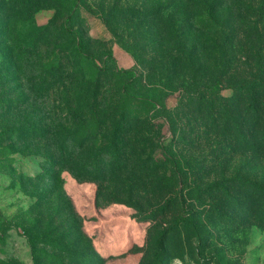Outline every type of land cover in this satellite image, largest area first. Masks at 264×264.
<instances>
[{"label":"rangeland","instance_id":"1","mask_svg":"<svg viewBox=\"0 0 264 264\" xmlns=\"http://www.w3.org/2000/svg\"><path fill=\"white\" fill-rule=\"evenodd\" d=\"M259 2L0 0V264H264Z\"/></svg>","mask_w":264,"mask_h":264},{"label":"trees","instance_id":"2","mask_svg":"<svg viewBox=\"0 0 264 264\" xmlns=\"http://www.w3.org/2000/svg\"><path fill=\"white\" fill-rule=\"evenodd\" d=\"M249 13L252 14H262L264 15V0H260L258 4H254L252 8L250 9ZM71 20V16H68V19L66 20V23H69ZM94 64V67L99 70V71H109L112 68L117 69L118 73L122 75L123 77L126 78V81L122 85V91L125 95L131 96V97H139L143 98V95L136 90L133 89V84L137 81L138 77L136 74V71L132 68H124V67H119L117 65V62L113 56V53H109L106 60L104 61L103 64L98 63L94 59H92L90 56H88ZM251 82H245L242 83V85L246 86L249 85ZM206 88L212 92H216L218 89L221 88L220 83L216 82L212 85L206 86ZM68 104V107L71 106L69 102H66V105ZM63 141L61 143V148L60 151H58L59 160L62 165H64L66 168H68L71 172H74L76 174H81L79 173V170L75 167L74 163H71V160L75 157L76 154V143L77 139H72L73 134L75 131L68 129L67 127L63 128ZM84 134L81 133L79 135V141L82 139V142L85 143L84 141ZM82 136V137H81ZM77 138V137H76ZM50 156H54L52 153H50ZM58 173V172H57ZM260 217V221L264 222V215Z\"/></svg>","mask_w":264,"mask_h":264}]
</instances>
